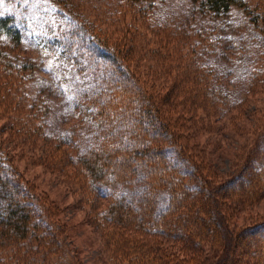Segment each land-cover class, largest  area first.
Segmentation results:
<instances>
[{
	"label": "trees",
	"instance_id": "trees-1",
	"mask_svg": "<svg viewBox=\"0 0 264 264\" xmlns=\"http://www.w3.org/2000/svg\"><path fill=\"white\" fill-rule=\"evenodd\" d=\"M40 1L54 7V23L36 42L80 85L73 127L54 131L45 92H27L41 63L22 51L24 30L4 16L5 128L79 187L112 264H206L204 245L216 248L217 264H264V219L240 229L232 220L264 200V129L220 179L181 136L187 112L218 120L244 103L243 93L263 89L264 0H190L181 16L159 0H109L138 22V35L101 28L73 0ZM175 106L184 109L180 120ZM5 143L0 134V264H53L64 248L55 209L24 179Z\"/></svg>",
	"mask_w": 264,
	"mask_h": 264
},
{
	"label": "rangeland",
	"instance_id": "rangeland-1",
	"mask_svg": "<svg viewBox=\"0 0 264 264\" xmlns=\"http://www.w3.org/2000/svg\"><path fill=\"white\" fill-rule=\"evenodd\" d=\"M76 5L87 12L90 20L100 23L112 33L122 32L141 34L142 28L129 16L123 15L114 1L109 0H73ZM172 14L181 16L191 8L190 0H159ZM110 5L111 8L108 6ZM54 7L40 0H0V17L12 16L15 23L24 30V46L26 55L38 60L41 69L27 92L31 97L44 91L49 99L50 126L54 131H69L72 123V102L80 85L74 74L63 70L53 58L45 57L36 38L42 30L54 23L52 12ZM117 11V12H116ZM113 12V13H112ZM139 29L141 32L136 31ZM236 81L233 85H239ZM235 88V87H234ZM262 90L246 98L238 108L232 107L230 112L218 119H201L187 112L185 122L187 131L181 133L187 150L203 164L211 175L220 179L233 174L242 161L245 152L254 142L255 135L264 129V86ZM230 102H237L235 99ZM176 107V106H175ZM176 107L177 119L179 112ZM185 111H188L185 110ZM182 118V117H181ZM9 118L0 108V134L6 140L5 147L13 159L14 165L24 179L34 186V192L42 196L55 209V217L59 224L64 243L63 253L56 257L53 264H112L106 247V239L94 229L89 219V209L84 208L82 193L79 187L71 184L50 172L41 165L37 158L40 151L29 149L23 145L22 139L16 138L5 126ZM264 219V200L255 206L248 207L232 217L238 229L256 224ZM177 247L169 246V250ZM215 247L204 245L207 253L206 264H217L219 259Z\"/></svg>",
	"mask_w": 264,
	"mask_h": 264
}]
</instances>
